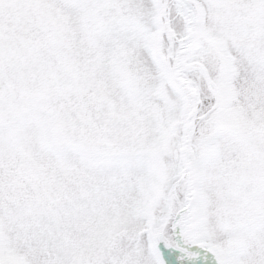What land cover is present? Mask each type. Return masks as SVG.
<instances>
[{
  "label": "snow or ice",
  "instance_id": "6c2138e0",
  "mask_svg": "<svg viewBox=\"0 0 264 264\" xmlns=\"http://www.w3.org/2000/svg\"><path fill=\"white\" fill-rule=\"evenodd\" d=\"M0 264H264V0H0Z\"/></svg>",
  "mask_w": 264,
  "mask_h": 264
}]
</instances>
